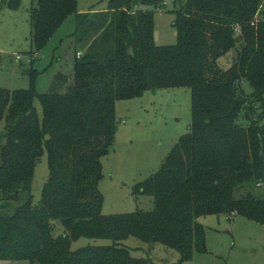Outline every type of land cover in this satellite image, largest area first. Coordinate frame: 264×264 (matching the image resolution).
I'll return each mask as SVG.
<instances>
[{
  "label": "trees",
  "instance_id": "1",
  "mask_svg": "<svg viewBox=\"0 0 264 264\" xmlns=\"http://www.w3.org/2000/svg\"><path fill=\"white\" fill-rule=\"evenodd\" d=\"M165 3L109 0L106 11L78 13L77 0H33L32 55L74 15L75 62L48 94L34 85L0 89V264H157L123 246L131 237L176 251V264H185L209 254L200 218L241 216L264 226V0H186L176 10L178 43L158 46L154 14ZM20 4L4 0L0 8ZM177 88L191 91L189 132L135 187L153 197L154 210L104 215L99 186L115 144L116 103ZM45 152L49 178L35 202ZM22 194L27 202L9 214ZM81 238L113 243L73 250Z\"/></svg>",
  "mask_w": 264,
  "mask_h": 264
},
{
  "label": "rangeland",
  "instance_id": "2",
  "mask_svg": "<svg viewBox=\"0 0 264 264\" xmlns=\"http://www.w3.org/2000/svg\"><path fill=\"white\" fill-rule=\"evenodd\" d=\"M4 0H0V4ZM109 0H77L78 13L103 12ZM186 0H166L162 9L155 11V44L174 46L178 33L174 27L176 10ZM33 0H21L17 10L0 8V89L9 91L29 90L32 85L40 94L51 91L55 77L60 72H72L75 62L73 33L76 18L70 16L40 52L32 55L31 8ZM151 10L152 8H145ZM84 52V51H83ZM18 56L20 60H18ZM225 68L226 58L220 61ZM37 72L35 83L31 75ZM246 93L251 92L245 83ZM35 108L40 119L43 109L39 101ZM117 132L114 147L103 160V179L100 192L104 197L103 214L119 215L154 210L150 195H139L135 187L155 175L169 156L179 139L189 132L192 123L191 91L184 88L148 91L140 98L116 103ZM264 126V118L261 120ZM6 131L0 122V136ZM49 178L48 158L38 162L32 184L35 202L41 199ZM264 195V184L259 189ZM29 196L22 194L14 202L9 214L25 204ZM206 228L209 254L196 255L185 264H264V226L241 216H208L198 220ZM62 229H56V234ZM110 240L81 238L73 242L72 249L88 246H110ZM135 258H150L157 264H176L178 252L155 244L153 248L131 237L122 243ZM19 264H29L21 262Z\"/></svg>",
  "mask_w": 264,
  "mask_h": 264
},
{
  "label": "built area",
  "instance_id": "3",
  "mask_svg": "<svg viewBox=\"0 0 264 264\" xmlns=\"http://www.w3.org/2000/svg\"><path fill=\"white\" fill-rule=\"evenodd\" d=\"M81 56H82V53H81V52L77 54V57H78V58H80ZM17 59L20 60V57L18 56Z\"/></svg>",
  "mask_w": 264,
  "mask_h": 264
}]
</instances>
